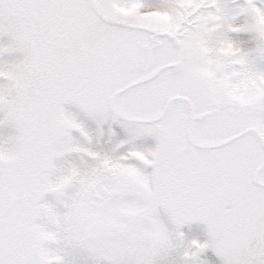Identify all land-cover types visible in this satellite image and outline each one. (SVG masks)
Here are the masks:
<instances>
[{"label":"snow or ice","instance_id":"obj_1","mask_svg":"<svg viewBox=\"0 0 264 264\" xmlns=\"http://www.w3.org/2000/svg\"><path fill=\"white\" fill-rule=\"evenodd\" d=\"M208 248L264 264V0H0V264Z\"/></svg>","mask_w":264,"mask_h":264},{"label":"rangeland","instance_id":"obj_2","mask_svg":"<svg viewBox=\"0 0 264 264\" xmlns=\"http://www.w3.org/2000/svg\"><path fill=\"white\" fill-rule=\"evenodd\" d=\"M241 36H243L244 34H239ZM8 57V54H5V58ZM50 194H46V196H48ZM203 227L197 224H192L189 227L183 228L182 230L186 233V236L191 239V238H197L200 240H203L206 238L205 232L202 229ZM209 251L210 248L205 249L202 253H201V259H207V260H211L209 257ZM169 261H171V264H177V261L175 260H171V258H169L168 261H165V264H169ZM216 264H219L218 261H216Z\"/></svg>","mask_w":264,"mask_h":264}]
</instances>
